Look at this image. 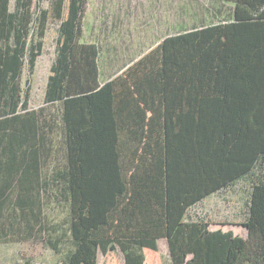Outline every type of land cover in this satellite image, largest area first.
Masks as SVG:
<instances>
[{
    "label": "trees",
    "instance_id": "1",
    "mask_svg": "<svg viewBox=\"0 0 264 264\" xmlns=\"http://www.w3.org/2000/svg\"><path fill=\"white\" fill-rule=\"evenodd\" d=\"M225 1L233 3L229 19L167 35L131 66L149 69L152 85L184 88L194 78L218 87L210 93L217 106L180 108L175 121L153 123L146 155L118 115L128 74L101 84L99 46L79 40L87 0L55 5L60 21L44 102L58 103V116L29 108L28 87L21 91L24 59L32 69L42 48L29 34L31 0H16L13 9L0 0V243L49 229L43 168L58 127L63 224L72 242L65 264H98L99 253L109 261L117 251L123 264H146L159 239L171 264H264V0ZM239 179L249 184L245 237L187 215Z\"/></svg>",
    "mask_w": 264,
    "mask_h": 264
},
{
    "label": "rangeland",
    "instance_id": "2",
    "mask_svg": "<svg viewBox=\"0 0 264 264\" xmlns=\"http://www.w3.org/2000/svg\"><path fill=\"white\" fill-rule=\"evenodd\" d=\"M15 1L10 0V9H13ZM59 1L65 2L31 0L29 34L32 43L41 41L42 48L32 69H29L28 57H25L20 78L22 93L28 87V107L44 109L52 116L59 115L60 105L45 103L44 93L49 67L55 57L60 21L55 5ZM232 8L233 3L225 0H87L79 40L97 43L100 71L105 77L125 60L167 35L229 19ZM42 10H46V14L41 36L38 32ZM62 167L63 147L57 127L50 157L43 168V177L49 180V186L43 193L44 223L49 229L41 236L0 243V264H65L72 242L63 224L66 211L60 198L62 179L58 172ZM243 199L241 196L240 203ZM233 201H238L237 195H216L205 207H197L195 211L207 215L211 223L217 225L227 216L237 215V209L227 207ZM97 259L98 264H123L122 254L118 251L115 259L107 261L100 253ZM146 264H171L165 240L158 242L157 253Z\"/></svg>",
    "mask_w": 264,
    "mask_h": 264
},
{
    "label": "crops",
    "instance_id": "3",
    "mask_svg": "<svg viewBox=\"0 0 264 264\" xmlns=\"http://www.w3.org/2000/svg\"><path fill=\"white\" fill-rule=\"evenodd\" d=\"M158 42L138 52V54L134 57L125 60L109 75L105 77H103L102 74L100 75V81L101 84H103L104 82L111 79H117L120 82L128 74L129 84L126 94L127 99H120L117 101V105L119 108L118 115L120 116V119L122 118L124 121H126L129 133L132 138L136 139L137 137L139 141L142 140L139 142L138 151L140 152L141 150H143V153L146 155H150L152 147L154 146L153 139L156 138L154 134L156 135L157 129H155L152 135L153 123H158L160 125L164 122V120L169 121V117L170 119L175 121L179 116L180 112L178 109L180 108L191 107L192 109H206L212 106H217V104L215 103L217 96L210 94L218 90V87H216L213 83L204 82V80H202V83H198L197 80L193 78L192 83L187 84V86H184V88H180V86L177 84L167 86L159 84L152 85L150 83L151 71L149 69H131V66L135 65V63H137V61L144 57V55L147 54V52L152 49ZM187 93H190V96H188ZM168 109H170V111L172 112H169ZM199 115L201 114L197 112V114H195V117L198 118ZM191 116H193V113ZM139 134H142V136L138 137ZM161 138V128H159V142H162ZM248 190L249 184L247 180L239 179L205 195L203 198L189 207V209L187 210V215H189L191 219L203 218L209 223L210 229L220 228L223 231L230 230L233 235L245 237L247 231L243 223L245 221L247 210L246 203L248 198ZM241 192L242 195L239 194ZM226 193L237 195L238 201H233L232 205H227V207H230V209L232 210L237 209V215L227 216L225 221L219 222L217 223V225H214L208 219L207 215H201L198 212L196 213L195 208L205 207L206 204L210 202V200L213 199L214 196ZM241 196H243L244 198L243 203H240ZM189 212H192V214H190ZM160 240L165 239H159L158 242Z\"/></svg>",
    "mask_w": 264,
    "mask_h": 264
}]
</instances>
